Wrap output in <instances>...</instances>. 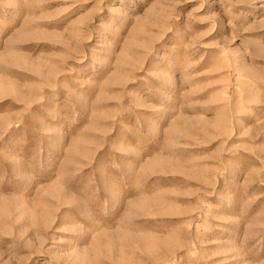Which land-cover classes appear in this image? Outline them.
I'll use <instances>...</instances> for the list:
<instances>
[{
	"label": "rangeland",
	"instance_id": "1",
	"mask_svg": "<svg viewBox=\"0 0 264 264\" xmlns=\"http://www.w3.org/2000/svg\"><path fill=\"white\" fill-rule=\"evenodd\" d=\"M0 264H264V0H0Z\"/></svg>",
	"mask_w": 264,
	"mask_h": 264
}]
</instances>
